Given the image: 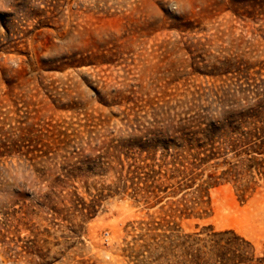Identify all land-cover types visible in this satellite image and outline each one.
<instances>
[{"label":"rangeland","instance_id":"rangeland-1","mask_svg":"<svg viewBox=\"0 0 264 264\" xmlns=\"http://www.w3.org/2000/svg\"><path fill=\"white\" fill-rule=\"evenodd\" d=\"M258 105L264 0H0V264H264V181L198 206L163 142Z\"/></svg>","mask_w":264,"mask_h":264},{"label":"trees","instance_id":"trees-1","mask_svg":"<svg viewBox=\"0 0 264 264\" xmlns=\"http://www.w3.org/2000/svg\"><path fill=\"white\" fill-rule=\"evenodd\" d=\"M263 110L264 107L258 105L248 110L230 112L239 118L227 117L222 121L207 120L206 115L199 117L198 113L184 118L181 129L163 139L165 147L172 142L177 148L168 170L169 180H176L172 185L176 183L178 191L192 189L199 206L207 201L211 188L221 183H235L243 196L253 185L262 183ZM253 116L255 118L252 119ZM152 141L157 142L158 137ZM153 181L155 189L161 187V184H155V178ZM180 213L185 214L184 210Z\"/></svg>","mask_w":264,"mask_h":264}]
</instances>
